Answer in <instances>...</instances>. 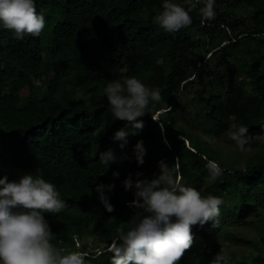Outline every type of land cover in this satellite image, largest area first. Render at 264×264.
I'll list each match as a JSON object with an SVG mask.
<instances>
[{
    "label": "trees",
    "instance_id": "1",
    "mask_svg": "<svg viewBox=\"0 0 264 264\" xmlns=\"http://www.w3.org/2000/svg\"><path fill=\"white\" fill-rule=\"evenodd\" d=\"M178 2L192 23L175 33L152 22L162 0H37L47 21L39 36L17 39L0 29V176L33 173L54 183L67 206L43 213L56 234L52 243L95 257L90 264H112V242L137 211L124 179H152L161 161L181 183L223 201L215 224L192 226L193 242L178 264H207L234 224L255 226L264 242V0H215L210 21L201 0ZM133 76L161 93L137 118L141 129L114 118L104 94L108 82ZM233 121L248 126L251 151L243 159L213 143L237 146ZM121 129L124 147L115 138ZM137 141L146 149L143 164ZM109 149L117 160L108 165L99 156ZM208 160L223 168L215 182ZM101 182L115 185L106 190L112 212L98 199ZM90 234L102 236L98 249L89 248ZM238 239L257 252L231 257V264H264L259 241Z\"/></svg>",
    "mask_w": 264,
    "mask_h": 264
},
{
    "label": "clouds",
    "instance_id": "2",
    "mask_svg": "<svg viewBox=\"0 0 264 264\" xmlns=\"http://www.w3.org/2000/svg\"><path fill=\"white\" fill-rule=\"evenodd\" d=\"M191 7L190 0H187ZM37 0H0V29L14 32L17 39L26 34L39 36L46 27L44 11H38ZM201 15L206 20L216 16L215 0H201ZM154 25L166 33H175L192 23L189 11L178 0H162V10L152 18ZM104 94L111 105L114 118L133 122L134 129H141L143 121L137 119L147 113L150 101H159L158 88L147 86L137 77H129L121 83L110 81ZM154 119V118H153ZM231 139L240 151L249 143L248 126L233 121L229 127ZM127 133L121 129L115 138L127 143ZM134 154L138 164H143L146 149L137 141ZM100 161L110 164L117 160L109 149L100 154ZM152 179H124L125 190L134 192L129 206L137 211L119 230L109 251L113 253L112 264H178V261L193 242V225L208 221L215 224L220 215L222 198L202 195L196 188L181 183L174 170L164 163ZM209 179L215 182L223 168L215 160L206 163ZM118 177L119 172L113 171ZM141 174L137 173V177ZM114 183L96 185L98 199L108 212L114 210L106 194L114 189ZM67 206L66 200L49 180L42 175L26 173L18 180L0 176V264H90L87 253L62 252L54 247L56 234L51 230L44 212L59 213ZM208 264H231V254L221 248Z\"/></svg>",
    "mask_w": 264,
    "mask_h": 264
},
{
    "label": "rangeland",
    "instance_id": "3",
    "mask_svg": "<svg viewBox=\"0 0 264 264\" xmlns=\"http://www.w3.org/2000/svg\"><path fill=\"white\" fill-rule=\"evenodd\" d=\"M163 141H166L165 138H163ZM213 143L219 146L220 151L223 152V154L236 159L245 158L246 155L251 151H240L237 146L231 145L226 141H213ZM177 178L179 180V176ZM262 212L264 213V210ZM258 219L263 220L261 216ZM220 238L223 244V248L227 249L230 252L232 258H237L243 254L257 252V248L255 245L249 244L244 240H239L238 238H246L253 241H259L261 245L264 246V242L261 240V233L255 226L251 224L245 226L241 224H234L231 228V234L228 235V237L227 235H220ZM87 242L89 248H91L92 250L98 249L103 243L102 236L100 234H90ZM213 255L214 253H211L209 260L213 257Z\"/></svg>",
    "mask_w": 264,
    "mask_h": 264
}]
</instances>
